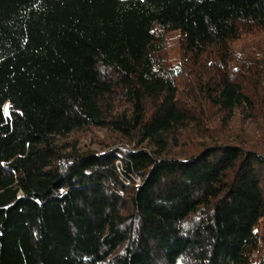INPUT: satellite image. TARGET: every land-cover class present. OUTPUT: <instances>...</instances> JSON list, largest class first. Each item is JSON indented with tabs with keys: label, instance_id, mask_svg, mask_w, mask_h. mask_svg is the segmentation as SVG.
Returning a JSON list of instances; mask_svg holds the SVG:
<instances>
[{
	"label": "trees",
	"instance_id": "obj_1",
	"mask_svg": "<svg viewBox=\"0 0 264 264\" xmlns=\"http://www.w3.org/2000/svg\"><path fill=\"white\" fill-rule=\"evenodd\" d=\"M0 264H264V0H0Z\"/></svg>",
	"mask_w": 264,
	"mask_h": 264
},
{
	"label": "rangeland",
	"instance_id": "obj_2",
	"mask_svg": "<svg viewBox=\"0 0 264 264\" xmlns=\"http://www.w3.org/2000/svg\"><path fill=\"white\" fill-rule=\"evenodd\" d=\"M170 39L172 41L171 46L173 48V50L170 51V55H174V57H176L179 55V49L176 43L177 40L175 36H172ZM242 42L243 41H239L236 45H240ZM127 107L128 104H125L121 108L118 107V110L127 109ZM258 124L260 123L258 122ZM258 124H250V122H244V128H246L248 132L250 131V129H263V125L259 126ZM236 125V120L234 121L232 118L229 128L236 130ZM62 141H71L73 143H77L78 149H80V151L99 152L108 149L114 143L119 144L123 142L121 137H119V134L109 127H94L86 130L74 131L67 138H63Z\"/></svg>",
	"mask_w": 264,
	"mask_h": 264
}]
</instances>
